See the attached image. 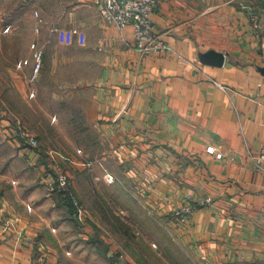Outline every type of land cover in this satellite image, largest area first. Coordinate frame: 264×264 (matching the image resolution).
Here are the masks:
<instances>
[{"label": "crops", "instance_id": "crops-1", "mask_svg": "<svg viewBox=\"0 0 264 264\" xmlns=\"http://www.w3.org/2000/svg\"><path fill=\"white\" fill-rule=\"evenodd\" d=\"M97 11L93 0H0L3 35L21 38L29 25L20 58L32 42L43 49L36 94L50 83L58 103H74L73 128L99 145V159L77 167L99 165L94 177L104 182L107 173L112 183L129 180L145 213L167 224L177 208L193 205L187 223L173 228L197 263L264 264V175L255 158L264 147V0H159L150 21L167 49L148 56L135 48L131 26L104 23ZM51 26L83 29L86 42L61 45ZM14 63L13 86L28 93L31 66L18 72ZM7 115L4 126L20 120ZM15 139L21 171L34 181L0 172V264H71L56 228L74 226L90 246L109 242L51 191L54 171L39 142L31 148ZM22 183L31 189L16 190ZM38 186L39 196H30Z\"/></svg>", "mask_w": 264, "mask_h": 264}, {"label": "rangeland", "instance_id": "rangeland-1", "mask_svg": "<svg viewBox=\"0 0 264 264\" xmlns=\"http://www.w3.org/2000/svg\"><path fill=\"white\" fill-rule=\"evenodd\" d=\"M28 26L27 24L26 28L19 30L21 38H14L11 34L3 35L4 31L0 26V98L2 99L0 105L3 107L2 110L8 111L2 117L0 116V119H3L0 120V161L2 162L0 172L24 176L23 181L29 184L34 181L33 175L28 177V171L24 173L21 171L23 168L21 163L22 165L25 163V156L21 154L22 157H20L17 154L18 143L16 139L15 142L13 141L16 138L13 132L17 126L11 123L3 125L8 118L7 114H13L20 118L22 126L37 139L42 147V155L48 160L53 157L64 169L72 190L85 210V221L91 224L92 229L95 227L96 233L102 238L109 240L106 243L93 241L90 246L79 240L77 235L75 236L74 226H66V231L56 228L53 232L59 237L63 252L70 258L71 264H199L189 250L180 244L179 238L175 235L173 228L176 225L175 220L169 217L171 221L173 220L171 225V223L167 224L169 221L163 216L152 217L145 213L146 207L143 205V200L129 180H123L121 176L114 183L107 182V184L102 179L94 177L100 175L99 165L94 164L86 170L84 167H77L76 164L82 166L85 157L99 159L100 149L99 145L93 144V136H84L73 128L75 120L71 118L74 114L71 107L74 103H58L53 96L56 93L53 94L55 91H52L50 83L44 82L37 86L36 94L35 79L32 82L28 81L29 91L31 89L34 92L33 96H30L29 91L27 93L24 85L22 92L13 86L8 69H12L16 59H22L21 53H26L22 45L24 42L22 36L27 35ZM23 80L21 85L26 84ZM31 85L34 87L31 88ZM23 112L26 114L25 117L22 116ZM52 116H56L57 119L54 120ZM87 137L91 139L90 142H87ZM7 157L10 160L5 163ZM49 164L50 162L48 166ZM9 178H15V176L7 179ZM19 189L27 192L31 188L22 183L17 185L16 190ZM41 189L39 187L29 192V195L37 198ZM126 191L132 193H126ZM29 205L32 206V204ZM50 215H56L55 217L58 218L61 211H51ZM64 222L60 220L59 223L65 226ZM98 225L106 233L99 232ZM82 227L81 224L77 225L79 231ZM104 252L109 254V260L101 256Z\"/></svg>", "mask_w": 264, "mask_h": 264}, {"label": "built area", "instance_id": "built-area-1", "mask_svg": "<svg viewBox=\"0 0 264 264\" xmlns=\"http://www.w3.org/2000/svg\"><path fill=\"white\" fill-rule=\"evenodd\" d=\"M98 11V18L107 24H112L118 29H123L126 26H131L133 34L134 46L141 56H148L155 52H164L167 49V44L160 36L153 32V26L150 21V14L159 3V0H93ZM37 16V14H34ZM40 21V20H39ZM50 32L56 35V40L61 45H79L83 46L86 42V33L80 28H63L51 26ZM4 32L8 31L7 27L3 28ZM35 32H39V27L36 26ZM43 49L36 42L30 44V54L28 57L22 58L14 63L15 70L23 71L25 67L31 66V73L28 78L32 82L39 73L42 66ZM217 87L225 90L226 87L219 82H214ZM30 96L34 95L32 90L29 91ZM12 121L17 126L13 132L15 137H19L27 146L36 148L38 146L37 139L31 135L22 125L20 120L13 116ZM216 157L220 158L221 154L217 153ZM255 158L260 163L257 164V170L264 175V147L261 148L255 155ZM50 168L54 171L49 181L51 191L56 195L67 193L72 204L76 208V214L79 217L85 216V210L82 207L78 196L72 190L70 180L64 169L59 165L58 161L49 160ZM105 181L110 183L113 178L110 174H105ZM194 206L191 204H183L173 213V219L177 225H185L189 219ZM85 219V218H84Z\"/></svg>", "mask_w": 264, "mask_h": 264}, {"label": "trees", "instance_id": "trees-1", "mask_svg": "<svg viewBox=\"0 0 264 264\" xmlns=\"http://www.w3.org/2000/svg\"><path fill=\"white\" fill-rule=\"evenodd\" d=\"M0 107H1V105H0ZM58 196L61 197L62 202L64 204H66V206H67L68 210L70 211L71 215H73V213L76 211V208L72 204L70 196L67 193L59 194ZM93 241H95V240H93ZM224 264H247V263H224Z\"/></svg>", "mask_w": 264, "mask_h": 264}, {"label": "water", "instance_id": "water-1", "mask_svg": "<svg viewBox=\"0 0 264 264\" xmlns=\"http://www.w3.org/2000/svg\"><path fill=\"white\" fill-rule=\"evenodd\" d=\"M224 61V54L221 55V64L223 63Z\"/></svg>", "mask_w": 264, "mask_h": 264}]
</instances>
